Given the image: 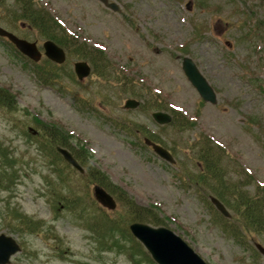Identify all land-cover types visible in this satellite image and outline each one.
Returning a JSON list of instances; mask_svg holds the SVG:
<instances>
[{"label":"rangeland","instance_id":"obj_1","mask_svg":"<svg viewBox=\"0 0 264 264\" xmlns=\"http://www.w3.org/2000/svg\"><path fill=\"white\" fill-rule=\"evenodd\" d=\"M108 1L118 9L97 0H37L69 33L104 51L112 68L107 81L96 73L81 83L64 77L59 89L41 85L0 39V86L16 99L11 109L0 102V174L1 166L7 170L0 183V233L21 245L8 264H156L124 233L130 223L127 208L118 201L112 211L99 206L92 180L55 160L51 148H41L32 138L28 127L38 129L36 122L42 121L66 132L71 148L85 147L90 163L137 204L157 209L163 226L207 264H264L255 248L256 243L264 248V235L248 232L247 243H238L222 229L217 210L208 207V193L193 182L201 168L200 144L206 140L226 173L216 185L229 192L236 185L258 195L264 207V0ZM3 2L16 10V0ZM1 11L3 27L41 46L44 37ZM184 56L194 60L214 88L216 103L203 101L188 82ZM75 59L68 60L67 71ZM127 86L144 94L120 96ZM74 95L89 99L99 112L79 110ZM145 96V108L123 107L127 98L142 104ZM155 96L160 108L148 109ZM172 108L190 119L189 126L159 125L151 117L153 111ZM124 118L159 134L175 164L141 147L142 136L136 140L112 124ZM215 189L222 197L229 193ZM223 204L237 220L234 208ZM20 214L38 221L39 228L25 229ZM104 214L119 222L114 233L101 219Z\"/></svg>","mask_w":264,"mask_h":264},{"label":"trees","instance_id":"obj_2","mask_svg":"<svg viewBox=\"0 0 264 264\" xmlns=\"http://www.w3.org/2000/svg\"><path fill=\"white\" fill-rule=\"evenodd\" d=\"M15 6L16 10L12 12L9 8L4 6L3 0H0V11L3 10L4 13L1 11L3 14L8 12V17L11 22L14 24L19 22L24 23L32 31H35L40 36L46 39H51L63 47L71 58L73 57L89 61L94 69V72L97 73L98 76L109 79L106 74L108 72L111 73L110 63L106 58L105 53L101 49L90 47L86 42L79 40L77 36L69 33L51 14V12L40 5L37 0H16ZM3 16L4 15H0V21L4 20L2 19ZM25 60V64L30 69L32 74L43 85H57L56 83L61 77V73H66L67 76H69V72L64 68L63 65H56L49 60H45L44 62L40 63H33L26 58ZM118 73L119 72L116 74L118 75ZM126 94L137 96L143 95L144 93H142L141 89L138 87L127 86L122 88L120 96ZM145 100L146 101L143 104L144 108L148 102L146 96ZM1 101H3L5 106L10 108L15 102L13 96L9 92L0 88V102ZM152 102L154 103L152 104ZM150 103L152 105H149L147 107L148 109H153L156 107L160 108L161 106V102L157 96L151 99ZM171 114L173 116L171 125H176L179 128H185L191 123L180 112L174 109H171ZM115 123L121 130L126 131L129 136L135 135L134 137L136 140L138 139V134H136V131H138L141 136L148 137L150 140L164 145L162 137L159 134L147 129L145 125L136 123L131 119H123L122 122L117 121ZM42 130L43 136L49 141L48 144L51 146L55 144L65 145L66 134L62 133V131H60L57 127L53 125H43ZM200 145L199 163H201V168L196 174L197 176L193 179L195 188L198 189V184L199 186H202L200 188L202 193L214 195L216 198H223V200L226 201L229 206L231 205L234 208L235 215L237 216V220H234V218L226 219L219 212L215 211L222 229L232 235V237L242 245L247 243L246 238L248 232L251 234L255 233L264 235V207L260 197L254 194L251 195L247 191H241L236 185L233 186L230 192L224 186H217V183L221 185V182H224L222 177L226 175L223 169L220 168V157L216 154L208 141L204 140V142H202ZM71 151L72 154L82 164H85L88 161V158H90L88 151L84 150L83 148L74 150L71 149ZM52 152L61 160V156L54 149ZM0 156L3 160L4 154L0 152ZM86 167L88 176L94 182L103 186L111 195L115 197L119 203L127 208L126 212L129 214L128 222H143L153 226L166 225L164 219L159 216L157 211H155L157 209L154 207H146L137 204L126 190H124L118 184H115L104 172L90 164H87ZM1 168L4 170L0 174V183L2 177L5 176L7 171L5 166H1ZM217 187L224 193H227L225 191L229 192L224 196L225 198L222 197V194L218 189H215ZM207 196H204V200L207 201L208 207L212 208L213 205ZM226 196L229 197V200L226 199ZM18 216H22V221L20 224L23 225L25 229L34 231L39 228L38 221H33L25 214H20ZM102 217L105 219L103 222H105V224H107L110 228L109 232L114 233L115 229L119 228L117 226L119 222L115 219H110L107 214L102 215ZM128 225L125 228H122L124 233L130 236L133 242L141 245L129 233Z\"/></svg>","mask_w":264,"mask_h":264},{"label":"water","instance_id":"obj_3","mask_svg":"<svg viewBox=\"0 0 264 264\" xmlns=\"http://www.w3.org/2000/svg\"><path fill=\"white\" fill-rule=\"evenodd\" d=\"M100 1L111 9H117V6L114 3H108L107 0ZM0 36L6 37L20 52L33 61L38 62L40 60L42 53L38 50L36 42H29L25 39L19 38L1 26ZM43 47L44 55L47 58L58 64H62L65 61V51L53 41L46 40L43 43ZM74 68L79 79H83L90 74V67L86 62H76L74 64ZM183 70L188 77V81L192 82L200 96L205 100L214 103L216 100L215 93L209 86L208 82L200 74L199 70H197L191 59L184 58ZM138 104V101L129 99L126 101L125 106L135 108ZM152 116L159 124H167L171 121V116L165 112H154ZM145 142L147 145L152 146L153 150L161 158H164L171 163L174 162L171 154L165 148L151 142L148 139H145ZM58 151L68 162L82 171V168L77 164L67 150L58 148ZM94 194L96 199L103 206L109 209H114L116 207L115 200L101 187L96 186L94 188ZM211 201L215 205L216 209H219L226 217H229L228 211L219 200L212 197ZM129 229L132 235L144 245L157 264H207L181 237L168 228H155L147 224L136 222L132 223L129 226ZM257 246L261 253L264 254V249L259 244ZM18 251H20V246L14 238L5 234H0V264H7L10 257Z\"/></svg>","mask_w":264,"mask_h":264}]
</instances>
